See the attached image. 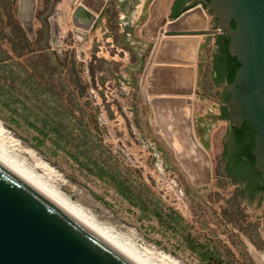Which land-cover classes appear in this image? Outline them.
Here are the masks:
<instances>
[{
	"label": "rangeland",
	"instance_id": "374dc122",
	"mask_svg": "<svg viewBox=\"0 0 264 264\" xmlns=\"http://www.w3.org/2000/svg\"><path fill=\"white\" fill-rule=\"evenodd\" d=\"M63 3L36 1L30 39L18 0H0V153L148 264H264V195L247 200L226 179L224 88L211 68L189 105L155 102L141 83L150 49L123 62L98 53L91 32L51 44Z\"/></svg>",
	"mask_w": 264,
	"mask_h": 264
},
{
	"label": "water",
	"instance_id": "95a60500",
	"mask_svg": "<svg viewBox=\"0 0 264 264\" xmlns=\"http://www.w3.org/2000/svg\"><path fill=\"white\" fill-rule=\"evenodd\" d=\"M36 1L18 0L17 16L30 39L35 36L33 21ZM106 1L64 0L63 4H58L48 19L51 44L54 45L53 39L60 44L68 31L75 38H86ZM199 1L204 3L206 12L218 27L209 34L225 35L229 39L227 52L239 64L232 82L226 86L215 83V86H223L228 95V99L225 96V103L231 127L240 129L243 123H248L255 132L250 155L254 158L253 168L259 174L264 189V0ZM184 3L185 0H177L176 13L184 9ZM196 8L191 13L187 11L176 19H170L169 23L164 16L151 15L141 30V35L148 41L147 47L152 46L142 82L158 43L160 52L167 49L170 52L166 58L157 54L154 62H190L172 53L180 48L179 45H172L171 40L160 42V39L162 36H182L184 33L181 30L185 29L182 23L186 18L198 11L203 14L202 7ZM148 28L151 29L150 34L144 32ZM203 53L200 49L201 62L204 61ZM160 71L165 74L166 68ZM155 73L156 68L153 67L146 80L148 93L157 96L153 101L189 105L191 99L188 96L193 93L192 87L158 84ZM191 140L194 142L192 136ZM209 176L207 170V178ZM235 187H238L241 197L250 201L264 195L260 192L252 198L243 196L240 187ZM0 264L134 263L0 163Z\"/></svg>",
	"mask_w": 264,
	"mask_h": 264
},
{
	"label": "crops",
	"instance_id": "0c3cea01",
	"mask_svg": "<svg viewBox=\"0 0 264 264\" xmlns=\"http://www.w3.org/2000/svg\"><path fill=\"white\" fill-rule=\"evenodd\" d=\"M196 7H202L203 14L198 11L186 18L182 23V27L185 28L181 30V33H184L182 36H162L160 39V42L162 40H171L172 45H179L180 48L172 53L178 54L177 56H181L184 59H189L190 62L184 64H169L161 60L154 62L157 54L160 53L162 58H166L170 52L168 49L160 52V43H158L154 49L152 62L146 71L145 80H143L144 86H147L146 80L154 67L156 68V83L183 88L192 87L193 93L188 96L192 99L196 92L198 93L196 91L198 75L206 68L210 67V70H212L208 49H214V41L212 39L213 35L209 33L215 30L212 29V19L206 12L203 2L185 0L184 9L176 13L177 0H107L101 15L97 17V21L91 31V43L95 41L98 43L97 49L101 55L105 53L109 55L111 53L112 55L122 53L126 56V58L122 59L123 62L127 61V55L130 52L133 53L136 49L140 48L142 50L141 54H143L145 49H150L149 59L152 46L150 48L147 47L145 42L148 43V41L141 35V30L151 19V15L154 14L156 17L159 15L161 17L164 16L167 23H169L170 19H176L187 11L191 13L197 9ZM144 32L150 34L151 29L148 28ZM175 38H179L178 41H172ZM192 49L194 51L193 54ZM200 49L205 52L203 53L204 61L202 62L199 57ZM148 59H146L147 62ZM141 63L140 61V65ZM165 68L166 73H161L163 71L160 70ZM211 74L213 76L212 72Z\"/></svg>",
	"mask_w": 264,
	"mask_h": 264
},
{
	"label": "flooded vegetation",
	"instance_id": "af4514ba",
	"mask_svg": "<svg viewBox=\"0 0 264 264\" xmlns=\"http://www.w3.org/2000/svg\"><path fill=\"white\" fill-rule=\"evenodd\" d=\"M214 35H216V37L214 39L213 56L211 58L213 80L216 85L224 84V86H226L225 81L223 80L220 82V79L224 77L226 72L227 60L225 56V47L228 43L226 42L227 37L223 34ZM231 58L235 59L234 57ZM223 92L224 96H227L228 99L225 89ZM219 110L217 119L219 121L229 122V129L226 132L221 150L226 179L231 185L239 186L243 196L252 198L260 192H263L259 188L262 186L259 174L254 170L253 165H251V162L248 161L244 155L248 144H252L253 147L255 132L248 123H243L240 129L231 127L227 117L228 109L226 103H222Z\"/></svg>",
	"mask_w": 264,
	"mask_h": 264
},
{
	"label": "bare ground",
	"instance_id": "6f19581e",
	"mask_svg": "<svg viewBox=\"0 0 264 264\" xmlns=\"http://www.w3.org/2000/svg\"><path fill=\"white\" fill-rule=\"evenodd\" d=\"M0 163L21 178L25 183L37 190L40 194L45 196L53 204L58 206L61 210L70 215L73 219L88 228L92 233L108 243L110 246L119 251L122 255L131 260L134 264H148L145 260L131 248L125 246L120 242L115 235H113L107 228L97 223L93 217L88 215L82 208L71 203L61 194L51 188L45 186L38 177L34 176L29 171L25 170L23 166L17 162L7 158L0 153Z\"/></svg>",
	"mask_w": 264,
	"mask_h": 264
},
{
	"label": "trees",
	"instance_id": "16d2710c",
	"mask_svg": "<svg viewBox=\"0 0 264 264\" xmlns=\"http://www.w3.org/2000/svg\"><path fill=\"white\" fill-rule=\"evenodd\" d=\"M232 27H234L233 23H232ZM228 41H229V39L227 38L226 42H228ZM225 56H226V60H227L226 72H225L224 77H222L220 79V82H222L224 80L225 83L227 84V83L232 82L234 75H235V72L239 67V64L236 61V59H232L230 57V55L227 53V46L225 47ZM251 150H252V144H248L246 149H245L244 155L247 158V160L251 162V165H253L254 158L250 155ZM103 174H105V171H103ZM106 175H108V173H106ZM116 184L118 187V192L123 195L125 193V187L123 186L122 183H116ZM259 188L264 192V189L262 186H260Z\"/></svg>",
	"mask_w": 264,
	"mask_h": 264
}]
</instances>
